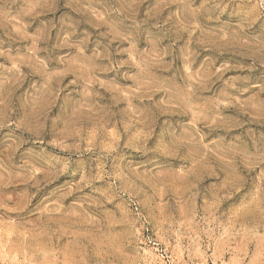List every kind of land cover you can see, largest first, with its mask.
Instances as JSON below:
<instances>
[{
  "label": "rangeland",
  "instance_id": "374dc122",
  "mask_svg": "<svg viewBox=\"0 0 264 264\" xmlns=\"http://www.w3.org/2000/svg\"><path fill=\"white\" fill-rule=\"evenodd\" d=\"M0 264H264V0H0Z\"/></svg>",
  "mask_w": 264,
  "mask_h": 264
}]
</instances>
